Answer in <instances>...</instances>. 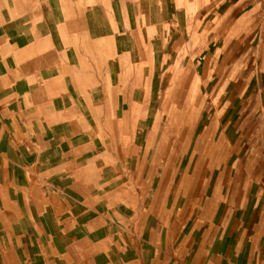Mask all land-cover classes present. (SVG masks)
Here are the masks:
<instances>
[{"label": "crops", "instance_id": "0c3cea01", "mask_svg": "<svg viewBox=\"0 0 264 264\" xmlns=\"http://www.w3.org/2000/svg\"><path fill=\"white\" fill-rule=\"evenodd\" d=\"M263 4L0 0V264H264L259 71L243 85L250 98L243 121L236 83L232 100L207 91L191 130L210 102L194 148L216 132L215 148L224 150L232 125L228 134L240 152L235 135L246 123V156L225 163L217 151L209 162L216 178L199 189L165 187L158 168V134L176 132L181 114L178 85L187 100L193 70L220 69L222 50L211 52L210 44L225 36L222 21H232L226 45ZM209 20L223 31L211 34ZM231 53L235 77L240 61L235 48ZM214 95L223 108L214 110ZM164 116L169 125L162 128Z\"/></svg>", "mask_w": 264, "mask_h": 264}, {"label": "rangeland", "instance_id": "374dc122", "mask_svg": "<svg viewBox=\"0 0 264 264\" xmlns=\"http://www.w3.org/2000/svg\"><path fill=\"white\" fill-rule=\"evenodd\" d=\"M250 7L251 5L249 4L244 5L242 7V13L248 12ZM205 23L209 24V28L211 30L209 32L211 34L214 29H218V31H223V27L225 29V36L221 38L222 41L216 42L213 40L212 44H210L211 52L215 49L222 50V52L219 51L216 54L218 56V66H220V69L209 67V69H207L206 71L202 69L193 70L197 73L193 74L196 78V83L193 86L194 88L192 90V94L187 95V100H185V91L183 89V85L181 86V88L178 85L177 105L178 112L181 111L180 113L182 117H180L179 114L177 117L178 119L176 118V133H160L158 136V140H160V142L162 143V151L160 150L161 152L159 156L160 160L158 168L160 174L164 175L165 177V187H169V185L171 187L177 188L193 187L194 189L205 187L206 180H208L209 176L213 177L214 179L216 178L218 170H214V167L210 165L209 162L211 161V158L217 156V151H222V156L224 157L225 163L228 162L234 155H239L241 157L247 155L248 125L246 123H243L240 128V132L236 133L235 135V139L237 137H240L241 142L240 152L238 150L236 152V150L232 147L233 138L231 137V134H228V132L232 129V125L227 130V116L221 123L225 125L224 129L227 130L226 132L224 131L226 142L224 150H217L215 148L218 140L216 132H212L211 135L208 136L207 142L205 144L194 148V142L200 137H198V135L200 134L199 128L200 126L205 124V116L210 110V102L206 103L204 107V115L202 118H200L198 124H196L197 131H195V133H191L190 130H192L196 119L193 116V112L197 111L201 98L206 96L209 91L217 89V94L219 92L223 93L224 97H226L228 100H232L233 86L236 83L241 86L242 91L240 95V104L237 106V108L239 109L242 121L245 119L247 114L246 106L248 99L250 98H248L246 94H243V85L244 83L249 81V77L252 75V71L254 70V68L259 71L264 78V45L261 46L258 54H251V51L254 48L256 42H258L260 39V33L262 32V34H264V4L261 5V10L258 14H255L253 17H251V19L245 22H241L242 28L240 35L238 37H235L233 42H230L226 45H224L223 40L227 39V34L229 31L227 29H229L232 25V21H222L223 27H221L222 23H216L212 20H209ZM210 37L212 38V35H210ZM262 39L264 41V35ZM234 48L235 57L240 61V65L238 66L235 77L232 75L231 69L233 58L229 60V57H232L231 52ZM208 51L209 50H204L202 52V55L200 57V61L202 62V64L206 62V60H208V58L205 57L208 54ZM183 59L184 58L182 57L181 60ZM253 62L255 63V66L252 65ZM211 63L212 62H210V64ZM187 75L190 76V74L188 73ZM218 82H223L225 84H218ZM218 89L220 91H218ZM216 100V95H214V110H216L217 108H223L222 104H218L217 106ZM228 100H226L224 109L232 110V103H229ZM206 120L208 121V119ZM160 121H162L160 123L161 126L166 125L167 127L169 125V119L167 116L161 117ZM166 136L168 138H166ZM223 166L225 167V169L227 168L226 164ZM185 174H187V177ZM185 178H188L187 182H185Z\"/></svg>", "mask_w": 264, "mask_h": 264}, {"label": "bare ground", "instance_id": "6f19581e", "mask_svg": "<svg viewBox=\"0 0 264 264\" xmlns=\"http://www.w3.org/2000/svg\"><path fill=\"white\" fill-rule=\"evenodd\" d=\"M183 81H184V80H183ZM179 86H180V88H181V85H179ZM168 94H169V93H168ZM168 94H167V95H168ZM170 94H171V93H170ZM177 95H178V94H177ZM189 98H190V97H189ZM175 99H176V98H175ZM200 105H201V104H200ZM196 108H197V107H196ZM198 108H199V107H198ZM200 108H201V107H200ZM185 109H186V107H185ZM157 110H158V109H157ZM161 111H162V110H161ZM163 111H164V110H163ZM176 112H177V111H176ZM180 112H181V111H180ZM180 112H178V113H180ZM194 112H196V111H194ZM194 112H193V113H194ZM163 113H164V112H163ZM144 114H146V113H144ZM156 114H157V113H156ZM176 115H177V114H176ZM178 115H179V114H178ZM160 116H161V115H160ZM193 116H194V115H193ZM180 117H182L181 114H180ZM191 117H192V116H191ZM159 119H160V118H159ZM177 119H178V118H177ZM179 119H180V118H179ZM153 121H154V120H153ZM178 121H179V120H178ZM191 121H192V120H191ZM159 122H160V120H159ZM161 122H162V121H161ZM180 123H181V122H180ZM192 123H193V122H192ZM160 126H161V125H160ZM165 126H166V125H165ZM162 127H163V126H162ZM175 127H176V126H175ZM164 130H165V129H164ZM167 130H168V129H167ZM167 130H166V131H167ZM189 130H190V129H189ZM189 130H188V131H189ZM158 131H159V129H158ZM175 131H176V130H175ZM190 131H191V130H190ZM160 132H161V131H160ZM168 132H169V131H168ZM179 132H180V131H179ZM175 133H176V132H175ZM189 134H190V133H189ZM158 135H159V134H158ZM168 136H169V135H168ZM166 138H168V137L166 136ZM167 140H168V139H167ZM183 140H184V139H183ZM164 141H165V140H164ZM163 145H164V144H163ZM164 147H165V146H164ZM164 147H163V149H164ZM161 151H162V149H161ZM161 151H160V152H161ZM159 160H160V159H159Z\"/></svg>", "mask_w": 264, "mask_h": 264}]
</instances>
